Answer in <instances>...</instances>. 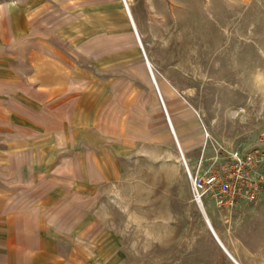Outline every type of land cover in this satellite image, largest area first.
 Segmentation results:
<instances>
[{"label": "rangeland", "instance_id": "rangeland-1", "mask_svg": "<svg viewBox=\"0 0 264 264\" xmlns=\"http://www.w3.org/2000/svg\"><path fill=\"white\" fill-rule=\"evenodd\" d=\"M129 1L167 107L123 0H0V264H264V0Z\"/></svg>", "mask_w": 264, "mask_h": 264}, {"label": "built area", "instance_id": "built-area-1", "mask_svg": "<svg viewBox=\"0 0 264 264\" xmlns=\"http://www.w3.org/2000/svg\"><path fill=\"white\" fill-rule=\"evenodd\" d=\"M230 156L231 161L224 162L222 169L205 174L192 172L183 158L191 178L193 195L202 205L206 196L211 197L219 208L227 210L236 202L247 206L257 200V183L249 181V171L258 162L255 154L252 151L245 154L236 151Z\"/></svg>", "mask_w": 264, "mask_h": 264}, {"label": "bare ground", "instance_id": "bare-ground-1", "mask_svg": "<svg viewBox=\"0 0 264 264\" xmlns=\"http://www.w3.org/2000/svg\"><path fill=\"white\" fill-rule=\"evenodd\" d=\"M126 1H127L128 6L130 7L131 14H132V17H133V21H134V23H135V25H136L137 31H138V33H139V35H140V37H141V34H140L139 30H138V25H137L136 19H135L134 14H133V10H132V7H131V3H130L129 0H126ZM125 8H126V6H125ZM126 10H127V8H126ZM127 14H128V17H129V19H130V21H131V24H132V26H133V28H134V25H133V23H132V19L130 18V15H129V13H128V10H127ZM134 31H135V28H134ZM135 33H136V32H135ZM145 61H146V59H145ZM150 63H151V62H150ZM146 64H147L148 70H149V72H150L151 79H152L153 83L155 84V86H156V82H157V87H158V89H159V91H160V93H161V96H162V97H161V100H163V103L165 104V101H164V98H163L162 89H161L160 83H159V81H158V79H157V76H156V74H155V71L153 70V66H152V64H151V68H152V70H153V74H154V76H155L156 82H155L154 79H153V76H152V73H151V70H150V67H149L147 61H146ZM157 87H156V88H157ZM162 98H163V99H162ZM164 104H163V105H164ZM165 107H167L166 104H165ZM166 109H167V108H166ZM168 115H169V119H168V116H167V121H168V123H169V125H170V127H171L172 133L175 132V136H176L177 139H176V138H174V139H175V142H176V144H177V146H178L179 153H180L181 155H182V153H183V156H184L185 149H184L183 144H182V142H181V140H180V137H179V135H178V133H177V130H176L175 124H174V122H173V119H172V117H171V115H170L169 113H168ZM170 122H171V123H170ZM172 127H173V128H172ZM173 137H174V135H173ZM205 219H206V222H207V224H208V227H209L211 233L213 234L214 238L217 240V242L220 244V246L223 248V250L227 253V255H228V256H229V257H230V258H231L236 264H243V263H241V262L239 261V259L236 257V255L230 250V248L226 245V243L222 240V238L220 237V235H219V233H218L216 227L213 225V223L211 222V220H210V218H209V216H208L207 214H205Z\"/></svg>", "mask_w": 264, "mask_h": 264}, {"label": "water", "instance_id": "water-1", "mask_svg": "<svg viewBox=\"0 0 264 264\" xmlns=\"http://www.w3.org/2000/svg\"><path fill=\"white\" fill-rule=\"evenodd\" d=\"M123 1H124V4H125V6H126V8H127V10H128V13H129V15H130V18L132 19V23H133L134 28H135L136 36H137V38H138V40H139V42H140V44H141V41H140V35H139V33H138V31H137V28H136V25H135V23H134V21H133V17H132V14H131L130 7L128 6L126 0H123ZM141 47H142V50H143V53H144V57H145V59H146L148 65H149V67H150V70H151V73H152L153 79H154V81L156 82L155 76H154V74H153V70H152V68H151V64H150V62H149V60H148V58H147V56H146V54H145V51H144V49H143L142 44H141ZM156 87H157V82H156ZM157 90H158V93H159L160 97H162V96H161V93H160V91H159V89H158V87H157ZM164 107H165V106H164ZM166 114H167L168 119H169V115H168L167 111H166ZM170 123H171V122H170ZM172 128H173V127H172ZM173 135H174V138H176V136H175V132H173ZM176 139H177V138H176ZM182 156H183V153H182ZM183 157H184V156H183Z\"/></svg>", "mask_w": 264, "mask_h": 264}]
</instances>
